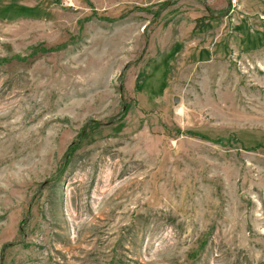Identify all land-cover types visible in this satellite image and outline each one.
Returning a JSON list of instances; mask_svg holds the SVG:
<instances>
[{
    "label": "rangeland",
    "instance_id": "1",
    "mask_svg": "<svg viewBox=\"0 0 264 264\" xmlns=\"http://www.w3.org/2000/svg\"><path fill=\"white\" fill-rule=\"evenodd\" d=\"M0 264H264V0H0Z\"/></svg>",
    "mask_w": 264,
    "mask_h": 264
},
{
    "label": "water",
    "instance_id": "2",
    "mask_svg": "<svg viewBox=\"0 0 264 264\" xmlns=\"http://www.w3.org/2000/svg\"><path fill=\"white\" fill-rule=\"evenodd\" d=\"M175 101L177 102V99Z\"/></svg>",
    "mask_w": 264,
    "mask_h": 264
}]
</instances>
